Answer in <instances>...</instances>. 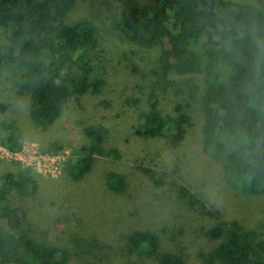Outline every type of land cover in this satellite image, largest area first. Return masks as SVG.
I'll list each match as a JSON object with an SVG mask.
<instances>
[{
	"label": "rangeland",
	"instance_id": "rangeland-1",
	"mask_svg": "<svg viewBox=\"0 0 264 264\" xmlns=\"http://www.w3.org/2000/svg\"><path fill=\"white\" fill-rule=\"evenodd\" d=\"M125 2L152 4L151 0H77L67 14L69 25L83 18L97 25L99 46L91 79L106 83L99 97L91 93L73 97L54 123L33 121L29 93L16 86V71L11 65L3 71L0 121H17L25 153L46 154L55 144L63 156L54 173L33 170L38 193L23 199L26 216L21 229L35 242L66 248L72 264H158L163 253H177L186 264H207L205 256L222 241L210 238L209 230L233 221L264 240V195L232 187L221 162V155L234 147L229 144L216 155L203 148V76H164L160 48L131 43L120 23L119 10ZM8 35L0 26V46ZM176 103L184 106L192 122L177 149L170 146L167 133L152 137L138 132L153 105L162 117H170L178 114ZM89 125L104 127L105 147L117 149L121 156L99 157L89 173L75 179L69 162L88 141ZM0 155L2 175L17 173L31 154ZM112 171L125 179L123 193L107 185L106 175ZM134 231L155 233L157 253L147 255L133 248L128 238Z\"/></svg>",
	"mask_w": 264,
	"mask_h": 264
},
{
	"label": "trees",
	"instance_id": "trees-1",
	"mask_svg": "<svg viewBox=\"0 0 264 264\" xmlns=\"http://www.w3.org/2000/svg\"><path fill=\"white\" fill-rule=\"evenodd\" d=\"M77 0H0V26L8 33L0 46V81L5 68L16 71V86L29 93V113L36 124L59 119L66 104L87 93L102 94L105 80L92 81L94 54L99 46L98 27L83 18L69 25L65 19ZM150 6L125 2L119 21L131 43L160 48L164 76L202 75L205 83L202 145L222 154L230 185L264 195V0H151ZM153 109L143 115L142 135L167 133L177 149L187 136L191 117L181 103L176 116L162 117ZM107 130L86 126L88 141L69 162L70 174L82 179L99 157L119 159L117 149L104 145ZM0 142L12 152L24 146L23 131L14 118L0 121ZM49 151L60 150L53 144ZM2 160H0V165ZM33 170L0 175V264H72L66 248L38 243L21 229L24 198L38 193ZM117 193L126 189L116 172L106 175ZM210 238L222 240L205 256L207 264H264V240H258L239 222L218 224ZM129 244L147 255L158 251L155 233L134 231ZM158 264H186L177 253H163Z\"/></svg>",
	"mask_w": 264,
	"mask_h": 264
},
{
	"label": "built area",
	"instance_id": "built-area-1",
	"mask_svg": "<svg viewBox=\"0 0 264 264\" xmlns=\"http://www.w3.org/2000/svg\"><path fill=\"white\" fill-rule=\"evenodd\" d=\"M25 144L23 146V149L20 152H12L10 151L7 147H5L1 142H0V154H12V155H18V154H31L28 155L27 158L30 159L26 166L32 168V170H37L42 173H54L56 172L59 168V164L62 162V154L61 152H48L46 154L39 152L37 150L30 152H24L25 150ZM0 158L1 155H0ZM65 163V161H63ZM63 163V165H64ZM25 164V163H24ZM64 166H62L63 168Z\"/></svg>",
	"mask_w": 264,
	"mask_h": 264
}]
</instances>
